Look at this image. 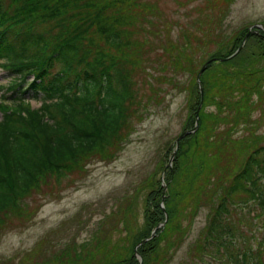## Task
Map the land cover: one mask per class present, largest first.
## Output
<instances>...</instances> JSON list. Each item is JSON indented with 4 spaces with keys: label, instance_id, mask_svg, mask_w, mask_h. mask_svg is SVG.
Wrapping results in <instances>:
<instances>
[{
    "label": "trees",
    "instance_id": "1",
    "mask_svg": "<svg viewBox=\"0 0 264 264\" xmlns=\"http://www.w3.org/2000/svg\"><path fill=\"white\" fill-rule=\"evenodd\" d=\"M158 16L152 0H0V65L14 77L12 93L0 98V236L14 222L32 221L43 204L38 198L58 194L41 188L45 183L85 172L110 146L122 149L135 119L163 108L166 102L157 95L165 88L185 92L183 130L193 127L200 101L196 74L208 59L224 58L211 60L200 76L204 98L197 130L180 139L170 167L160 164L164 179L152 174L141 184L147 188L141 229L125 228L116 243L87 242L54 262L36 264H171L187 234L181 220L191 221L201 209L205 224L178 264H264V132L241 133L254 127V113L264 109V32L252 27L230 59L248 28L202 59L197 51L206 40L193 42L186 31L173 44L166 38L160 47L167 63L155 82L147 65L156 61L143 48L160 29L161 14L153 19ZM139 76L147 87L141 93ZM27 90L32 97L42 93L39 107L31 108L22 96ZM211 105L213 110L205 109ZM228 164L236 168L230 171ZM161 183L167 185L165 211ZM132 199L117 208L127 214L133 202H125ZM165 212L164 226L136 253L135 245L164 221Z\"/></svg>",
    "mask_w": 264,
    "mask_h": 264
},
{
    "label": "rangeland",
    "instance_id": "2",
    "mask_svg": "<svg viewBox=\"0 0 264 264\" xmlns=\"http://www.w3.org/2000/svg\"><path fill=\"white\" fill-rule=\"evenodd\" d=\"M152 1L156 2L158 6L159 16L161 14V22L158 26L160 29L156 31V35L148 36V41L151 44L145 45L143 50L145 54L148 53L147 58L152 62L156 61L153 66L147 65L153 68L147 73L150 81L155 82L160 81L157 70L167 63L166 58L161 57L163 51L161 47L163 43L167 42L166 38H170L168 43L173 44L171 42H178L182 31H186L187 35L190 33L193 35H188L189 40H193V42L198 40L195 38H200L198 41L203 40L202 42L206 40L208 45L197 51L202 59L211 52H215L219 46L229 41L241 29H249L253 24L264 23V0ZM159 16L153 18L154 21ZM150 25L156 24L151 23ZM205 31L209 32L211 36H207ZM185 38L187 39L186 36ZM228 48L223 50L226 51ZM195 49L197 48H193V50ZM248 49L254 53H259L261 50L259 48L255 50L254 47H248ZM260 65L264 66V59L259 62ZM26 78L27 80L31 79L28 76ZM13 79L14 77L10 76L9 71L0 65V98L1 95L8 97L12 93V90H8V85L12 83ZM141 81L142 78L138 81L137 89L144 86ZM180 81L183 82L182 79ZM187 83L188 77L184 80V84ZM22 87L24 88L25 84ZM143 88L139 90V93L145 92L147 89V87ZM162 92L158 93L157 97H161L166 102L163 108L153 110L141 121L135 119V131L122 149L110 146L105 158L89 163L85 172L73 171L59 183H55L53 180L41 187L43 189L51 188V191L58 192V194L48 198L44 196L38 198L43 204L39 207L33 220L26 223L14 222L13 227L0 236V264L51 263L54 262V256H60L66 251L78 250L81 245L87 242L99 243L104 239H109L111 243H116L126 235L125 228L128 230L133 228L134 231L141 229L144 222L142 213L147 189L145 186L142 188L141 184H145L147 182L145 179L152 174H155V180L164 179V169L160 168V164L166 165V168L172 165V163L168 165L167 159L169 160L175 150L174 141L183 131L185 120L189 114L185 106V92H179L170 87L165 88ZM31 95L32 92L27 90L22 96L26 98L31 108L39 107L43 99L42 93L39 92L33 97ZM261 107L264 108V106ZM205 109L213 110L214 106L211 105ZM253 118L257 120L254 127L244 129L242 134L249 133L251 130L258 134L264 132V109L257 110ZM169 146H174L172 151H168ZM229 168L230 171H233L236 164L229 165ZM164 187L166 190L165 183H163V189ZM128 197L133 199L128 200L125 204L127 205L131 201L133 205L128 204L131 206L128 207L129 212L126 214L117 206L124 198ZM161 203L163 204L162 198L160 205ZM205 212V209H201L191 221L181 220L182 227L187 226V234L182 246L174 252L171 264H178L181 259L185 258L186 248L205 224ZM127 219L131 220L132 224L129 225L127 222L124 225L123 220ZM174 223L178 225L179 220L178 222L174 220ZM105 231L106 236L103 237ZM96 237L98 238L96 239ZM128 240L125 241L126 248L130 244Z\"/></svg>",
    "mask_w": 264,
    "mask_h": 264
},
{
    "label": "water",
    "instance_id": "3",
    "mask_svg": "<svg viewBox=\"0 0 264 264\" xmlns=\"http://www.w3.org/2000/svg\"><path fill=\"white\" fill-rule=\"evenodd\" d=\"M252 27H255V31H258L259 29L264 30V27H263L262 24H260V23L251 25V26L249 27V29H248V32L244 35V37H243L241 43L239 44L238 48H237V49H236V50H235L230 56L227 57L228 59L234 57V56L240 51V49L242 48V46L244 45V43H245V41H246V39H247V36L249 35V33H250ZM214 59H215V60H217V59H218V60H222L223 58L220 57V58H213V59L210 58V59H208L207 61H205V62L202 64V66L200 67L199 71H198L197 74H196V81H197L198 88H199V92H200V101H199V104H198L197 109H196V111H195V114H196V116H195V123H194V126H193L192 128L183 130V131H182V132L176 137V139H175V141H174V144H175V150L173 151V153L171 154V156H170V158H169V160H168V165H171V163H172V161H173V158H174L175 153H176V151H177V148H178V145H179V141H180V139H182V138L185 137L186 135H188V134H190V133H193V132H195V131L197 130V127H198L199 109L201 108V106H202V101H203V88H202V84H201V81H200V76H201L202 72L205 70L207 64H208L209 62H211V60H214ZM162 185H163V184H162ZM164 192H165V187H164V189L162 190V197H161L162 200H163V198H164V197H163V196H164ZM161 207H162V210L165 211V208H164V206H163L162 203H161ZM167 218H168V217H167V213L165 212V219H164V221H163L160 225H156V226L153 228V230H152V232H151V234H150L149 237H147V238H145V239H142L141 241H139V242L135 245V247H134V251H135L136 253H137V247H138L139 245L145 243L147 240L152 239V238L155 236L157 229H158L160 226H162V225L165 224V222L167 221ZM138 258H139V260H140V262H141V256H139V254H138Z\"/></svg>",
    "mask_w": 264,
    "mask_h": 264
}]
</instances>
